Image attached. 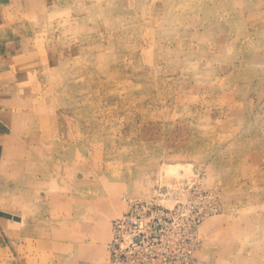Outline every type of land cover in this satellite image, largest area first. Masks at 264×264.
Here are the masks:
<instances>
[{
    "label": "rangeland",
    "instance_id": "1",
    "mask_svg": "<svg viewBox=\"0 0 264 264\" xmlns=\"http://www.w3.org/2000/svg\"><path fill=\"white\" fill-rule=\"evenodd\" d=\"M48 117L60 181L23 185L33 200L0 189V264H109L113 219L166 184L193 201L188 264H264V0L0 2V169ZM17 154L40 175L42 153ZM91 200L94 242L68 226Z\"/></svg>",
    "mask_w": 264,
    "mask_h": 264
},
{
    "label": "built area",
    "instance_id": "2",
    "mask_svg": "<svg viewBox=\"0 0 264 264\" xmlns=\"http://www.w3.org/2000/svg\"><path fill=\"white\" fill-rule=\"evenodd\" d=\"M166 187L160 185L159 191L149 197L129 199L126 210L113 219L107 244L112 253L109 264H168L166 248L175 250L180 260L177 264L191 261L197 244L195 217L189 208L193 201L189 196L167 197L162 193ZM171 219L173 225L164 229Z\"/></svg>",
    "mask_w": 264,
    "mask_h": 264
},
{
    "label": "bare ground",
    "instance_id": "3",
    "mask_svg": "<svg viewBox=\"0 0 264 264\" xmlns=\"http://www.w3.org/2000/svg\"><path fill=\"white\" fill-rule=\"evenodd\" d=\"M45 120V119H44ZM52 117H48L47 120L45 121H41V124H46L44 127L40 125V127L42 128H37V130L34 129H30L31 130V137L30 138H26V137H22L20 138L21 141V147L23 148H19L12 157V162L13 165L11 166V168L7 165H3L1 166L0 169V189L5 188V192L8 193H12V195L14 197L17 198V200H19L21 197H25L27 199H34V198H39V194L38 192L34 193L33 195L31 194V190H24L23 188H21L23 185L29 184L30 186L34 187V190L38 187V189H46L47 187H51L56 185L59 181H60V176H58V174H53V173H57L59 171L63 170V164L61 162L58 161V158L60 157V154L58 153L59 150L61 149L63 143H61V141H55L56 143V151L58 153V155H53V144L51 142L48 141V137L50 135V129L52 127ZM57 128L59 129L60 127L57 125ZM61 129V128H60ZM59 135V133H57L56 130V134L55 136ZM9 138L4 136L2 137V145L5 148V152H3L2 150L0 151V158H2L5 154H7V157L9 158L8 154L9 151H7V149L9 148ZM27 144H30V146L32 147V151L34 150L35 153H39V154H43L44 157H46L47 160H44L43 162L37 164V166L35 167V171L36 173H38L39 176H30V174L28 173L27 175L29 176H22L23 175V171L22 168L19 166L18 164V152L20 150L24 151L25 150V146ZM10 160V158H9ZM26 172H29V168H25ZM31 175L33 174L30 171ZM19 175V176H17ZM10 176L12 177V184H10L9 178ZM20 177V180H19ZM19 181V184H18ZM10 185H12L13 188L10 187ZM31 189V188H30ZM115 193V192H113ZM30 196V197H29ZM97 197V196H96ZM149 197V196H148ZM106 196H102V198H100L99 202L100 203H105L103 199H105ZM31 200V201H32ZM31 201L29 202V206H25V210L24 212H29V208L32 206ZM70 200L67 201V203ZM89 202V201H88ZM71 207H74V204L71 200ZM67 205V204H66ZM89 205L91 207V212H89L87 209H85L84 211H87L88 214H93L97 211V208L95 206V202L94 200H91L89 202ZM106 205V204H105ZM35 206V205H34ZM74 220L72 221V219L70 220V222L68 223V226H75V227H79L80 229L84 230L85 225L87 226V235L86 237H89V241L88 242H94V236L98 235L100 232V227L102 224V221H95V219H93V215L87 220V223L85 224V218L83 215V212L81 211L80 207L75 209V213H74ZM37 221L40 224V228L43 229L44 232L49 233V234H55V229L53 227L52 224L46 222V217L44 215H37L36 216ZM22 220V219H21ZM45 220V221H44ZM64 222V221H63ZM65 223V222H64ZM78 230V229H77ZM27 231V230H26ZM85 231V232H86ZM85 232H81V236L83 233ZM82 238V237H81ZM82 240V239H81ZM80 244V243H78ZM78 247V246H77ZM92 251L94 252L95 249L91 248ZM90 249V250H91ZM80 250L82 251L83 249L80 248Z\"/></svg>",
    "mask_w": 264,
    "mask_h": 264
},
{
    "label": "crops",
    "instance_id": "4",
    "mask_svg": "<svg viewBox=\"0 0 264 264\" xmlns=\"http://www.w3.org/2000/svg\"><path fill=\"white\" fill-rule=\"evenodd\" d=\"M5 0H0V2H4ZM20 23V22H19ZM22 29L20 28V30H19V32H20V34H18V42H19V40H21V39H25V37H21V36H23V35H25V34H21L22 32H23V30L21 31ZM18 50H20V52L22 53V49L20 48L21 47V43H19L18 44ZM17 48V46L14 48V49H16ZM17 50V51H18ZM21 53H13L12 55H18L19 54V56L21 55ZM9 71V70H8ZM4 73V72H3ZM19 90H20V87H19ZM93 256H92V254H91V256H90V258H92Z\"/></svg>",
    "mask_w": 264,
    "mask_h": 264
}]
</instances>
